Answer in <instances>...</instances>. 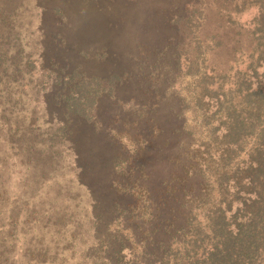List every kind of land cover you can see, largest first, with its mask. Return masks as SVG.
<instances>
[{"label": "rangeland", "instance_id": "1", "mask_svg": "<svg viewBox=\"0 0 264 264\" xmlns=\"http://www.w3.org/2000/svg\"><path fill=\"white\" fill-rule=\"evenodd\" d=\"M233 5L0 0V264H157L181 244L205 186L192 78L221 86L252 44L256 10Z\"/></svg>", "mask_w": 264, "mask_h": 264}, {"label": "trees", "instance_id": "2", "mask_svg": "<svg viewBox=\"0 0 264 264\" xmlns=\"http://www.w3.org/2000/svg\"><path fill=\"white\" fill-rule=\"evenodd\" d=\"M227 1L235 13L256 10L238 25L252 44L247 61L219 78L221 86L214 77L192 78L204 140L196 165L205 186L191 202L181 244L157 264H264V0ZM228 22L235 24L231 17ZM88 86L77 87L70 110L90 94ZM81 110L75 113L86 116Z\"/></svg>", "mask_w": 264, "mask_h": 264}]
</instances>
